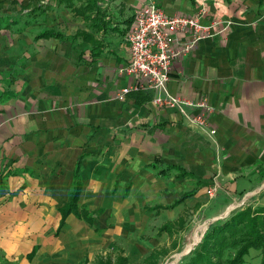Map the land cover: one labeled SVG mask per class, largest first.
<instances>
[{
  "label": "crops",
  "instance_id": "obj_1",
  "mask_svg": "<svg viewBox=\"0 0 264 264\" xmlns=\"http://www.w3.org/2000/svg\"><path fill=\"white\" fill-rule=\"evenodd\" d=\"M99 1L100 29L56 0H0V254L19 264H80L144 218L158 216V232L171 234L162 229L171 223L177 233L187 215L164 222L161 215L181 212L186 202L208 225L250 192L247 204L264 205V0H159L169 12L204 6V24L227 26L174 62L167 87L214 105L212 136L147 91L151 97L140 101L135 91L117 95L132 81L118 69L128 61L125 33L141 0ZM10 8L22 9L21 19L11 21ZM48 28L86 30L101 41V53L92 55L81 36H37ZM79 158L78 206L95 219L71 212L58 231ZM157 159L188 174L162 175L152 166ZM215 180L211 198L206 188Z\"/></svg>",
  "mask_w": 264,
  "mask_h": 264
},
{
  "label": "built area",
  "instance_id": "obj_2",
  "mask_svg": "<svg viewBox=\"0 0 264 264\" xmlns=\"http://www.w3.org/2000/svg\"><path fill=\"white\" fill-rule=\"evenodd\" d=\"M103 1L106 0H100L99 3L103 4ZM206 14L204 6L188 14L169 12L159 0H141L125 33L130 51L128 61L118 69L119 73L130 75L132 81L123 86L117 95L147 91L153 94L151 101L156 105L177 108L191 126L204 128L212 136L216 131L210 121L214 105L206 98L191 99L174 95L167 88L174 62L194 50L202 38L222 33L226 29V25L217 30L211 28V24H204L202 19ZM212 24L219 26L221 23L213 20ZM217 189L215 180L207 187L206 193L213 198L217 195ZM250 196L246 194L235 205L239 207L248 203Z\"/></svg>",
  "mask_w": 264,
  "mask_h": 264
},
{
  "label": "trees",
  "instance_id": "obj_3",
  "mask_svg": "<svg viewBox=\"0 0 264 264\" xmlns=\"http://www.w3.org/2000/svg\"><path fill=\"white\" fill-rule=\"evenodd\" d=\"M57 5L66 6L73 9L76 13L81 14L89 26H95L102 28L106 25L103 20V9L98 0H56ZM50 5L45 7L48 9ZM37 8H34V13L37 12ZM37 15V13L35 14ZM2 18L0 17V21ZM9 23V22H8ZM1 27V26H0ZM37 36L49 37L57 36L60 38L77 39L81 36L83 39L88 40L92 44V55L99 54L101 41L94 34L87 32L86 30L78 31L73 35H66L59 32L56 29L48 28L40 31ZM138 101H140L139 95L142 94L141 99L151 97V94L145 91H135ZM82 158H79L75 165L73 186L69 193L68 201L60 206L59 210L62 214L58 231L62 228L68 215L74 212L79 218H85L89 223H93L95 219L94 213H92L87 206L79 208L78 201L83 187V179L80 169ZM159 159L152 163V166L158 169V172L162 175H169L170 169L180 170L179 176L188 174V171L182 166L167 163L164 167L159 163ZM195 190L185 191L184 194L170 206L177 205L183 202L187 197L193 195ZM182 224V223H181ZM175 224H165L162 229L169 230L173 233ZM251 248L260 249L262 251V259L264 260V205H257L253 207L251 204H244L239 207H235L228 216L217 218L210 222L206 230L198 242L190 251L189 254L182 258L179 264H244L246 255L250 252ZM35 248L29 253L31 257L35 253ZM155 252L153 253V255ZM151 255L150 257H153ZM87 260V259H86ZM86 260L80 264H86ZM127 257L120 255L117 264H126ZM96 264H113L110 256H101Z\"/></svg>",
  "mask_w": 264,
  "mask_h": 264
},
{
  "label": "rangeland",
  "instance_id": "obj_4",
  "mask_svg": "<svg viewBox=\"0 0 264 264\" xmlns=\"http://www.w3.org/2000/svg\"><path fill=\"white\" fill-rule=\"evenodd\" d=\"M9 10V17L13 18L11 21L21 19L22 9L10 8ZM70 10L73 11L72 9ZM71 15L75 17L76 14L73 11ZM21 27L16 28L21 29ZM80 43L86 44V42L82 41ZM186 204H189L186 206V210L182 208L181 212L180 210L174 211L167 214L166 217L163 214L161 215L162 217L164 216L163 222L170 219V217L175 218L180 213L185 214L184 216L187 215L184 223L185 226L177 223V227L179 228L177 233L169 234L166 230L162 233L158 232L160 228L159 222L162 220L158 216L153 221L152 218H144L146 222L141 224V227L139 226L132 232L127 233V235L120 236L115 233L110 239L109 244L101 248L102 251L98 250V252L88 255L89 259L86 260V264H96L97 260L103 255L105 257L110 256L113 264H117L120 255L127 257L126 264H179L182 258L188 255L189 251L200 242L201 234L206 226H208L207 221H205L207 219L203 218V216L201 217L200 214L196 215L195 211L191 209V203L186 202ZM181 251L183 252L182 256L180 255ZM154 252L155 254L153 255ZM151 255L153 257H150ZM180 256L181 258H179ZM0 264L19 263L13 259H6L3 257V254H0ZM244 264H264L262 251L251 248L250 252L246 255Z\"/></svg>",
  "mask_w": 264,
  "mask_h": 264
},
{
  "label": "water",
  "instance_id": "obj_5",
  "mask_svg": "<svg viewBox=\"0 0 264 264\" xmlns=\"http://www.w3.org/2000/svg\"><path fill=\"white\" fill-rule=\"evenodd\" d=\"M252 194H255V192H252ZM251 194V192L249 193V195H252ZM235 207H237L235 204L234 205H230V206H228V209L223 213V214H221V215H219V216H217L216 218H219V217H225V216H227ZM207 228V227H206ZM206 228L203 230V232H202V234H201V237L203 236V233H204V231L206 230ZM200 237V238H201ZM189 249V248H188ZM182 252V251H181ZM180 252V255H182L183 254V252L181 253Z\"/></svg>",
  "mask_w": 264,
  "mask_h": 264
}]
</instances>
